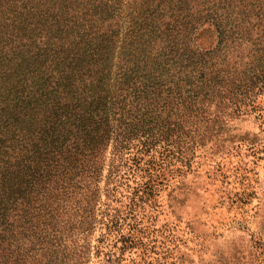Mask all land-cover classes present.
Masks as SVG:
<instances>
[{"label": "trees", "instance_id": "obj_1", "mask_svg": "<svg viewBox=\"0 0 264 264\" xmlns=\"http://www.w3.org/2000/svg\"><path fill=\"white\" fill-rule=\"evenodd\" d=\"M115 2L0 0V264H86L102 173L84 150L96 151L100 131L118 161L141 144L140 165L155 126L183 129L149 97L197 108L212 99L198 88L210 54L264 56V0H125L119 32ZM95 14L108 27L89 39ZM202 25L218 40L204 53L190 46ZM237 86L239 103L249 91ZM102 101L110 121L96 115Z\"/></svg>", "mask_w": 264, "mask_h": 264}, {"label": "rangeland", "instance_id": "obj_2", "mask_svg": "<svg viewBox=\"0 0 264 264\" xmlns=\"http://www.w3.org/2000/svg\"><path fill=\"white\" fill-rule=\"evenodd\" d=\"M115 6L110 29L119 32L125 0ZM103 17L91 16L89 39L108 27ZM196 32L190 43L196 51L218 43L213 28L202 25ZM229 53L226 60L209 55V84L198 86L212 92L209 103L195 108L187 102L180 113L172 108L175 101L148 98L184 130L163 134L166 126H155L140 165L132 158L145 154L141 144L131 143L118 161L102 131L96 151L84 150L96 156L102 173L86 264H264V56ZM239 83L249 92L238 103ZM109 107L102 101L96 115L110 121Z\"/></svg>", "mask_w": 264, "mask_h": 264}]
</instances>
